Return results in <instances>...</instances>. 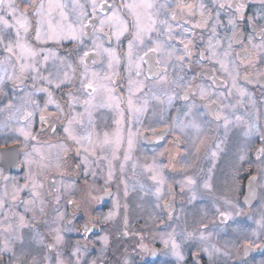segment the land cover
Wrapping results in <instances>:
<instances>
[{
    "label": "flooded vegetation",
    "instance_id": "obj_1",
    "mask_svg": "<svg viewBox=\"0 0 264 264\" xmlns=\"http://www.w3.org/2000/svg\"><path fill=\"white\" fill-rule=\"evenodd\" d=\"M54 2L70 3V0H54ZM129 2L139 3L144 0H129ZM189 2H195V0H189ZM247 2L249 6L245 10L246 16L239 24L245 37L253 32L248 17L257 13L260 6L259 0H247ZM99 3L100 0H97L98 6ZM17 5L20 10L25 7L22 0H17ZM68 11L71 12V9ZM127 18L131 19L130 16ZM180 18L185 17L181 14ZM72 19L74 20L75 17L73 16ZM199 19L200 16L197 15L191 22L195 23ZM66 23L70 24L72 20L66 21ZM193 35L197 41V47L194 49L196 60H199L198 54L204 52L209 46H212L213 51H216V46L222 43L223 48L219 49L220 57L213 56L212 52H209L206 58L208 62L197 63L194 60L189 64L185 61V68L190 69L186 73L187 80L198 85L208 86L211 84V80L201 73L203 71L211 72L217 81V84L212 85V89L217 95L223 94V105H220L219 99L216 100V104L222 109V115L235 121L237 116L243 118L251 109L255 114L256 122L252 120L247 122L255 123L259 129V125H262L260 121L261 123L264 121V81L259 79L258 74L264 73V62L258 65L251 62L246 67L242 61L236 60L235 53L240 52L241 47H248L247 40H245L240 47L233 44L231 49L233 55L228 58L232 61L231 63L225 61L224 66L220 64L214 66L211 61L223 58V52L227 50L229 43L228 36L231 33L225 34L221 31L218 40H212L208 30L203 33L197 31ZM187 42L185 40V43ZM113 44L118 54L122 55L127 49L128 39L122 38L119 45H116L115 42ZM41 47L51 49L60 56L76 58V53L72 51L75 45L67 40L58 45L49 43ZM249 50L253 55L255 54L254 49ZM140 54L142 55V52ZM3 58L4 56L0 55V59ZM95 59L98 61L94 66L95 70L102 77L108 75L109 73L105 71L106 61H103L100 56H96ZM126 63V61H122L121 65L115 69L119 76L112 75V79L118 81L114 87L115 98L122 100L119 108L115 106V99L111 106L109 105L107 93L103 89L96 93L90 113L85 110V97L83 96L72 108H68L67 93L75 91V89L70 86L61 88L53 86L51 91L59 104L63 106L64 111L58 113L53 105H49L46 111H36L29 121L32 135L36 137L34 141L25 144L22 142L23 138L17 139V133L11 129H0V154L7 153L11 157L8 159L5 155H0V193H3L6 187L9 193L14 186L25 189L26 184L27 188L20 193V201L29 199V193L32 190L39 193V198L34 205L30 206L27 217L31 226L23 230L26 236L25 247H17L15 254L10 252L0 256L2 264H17L14 255L19 256L23 260V264H30L33 256L37 257L39 264H56L57 257L62 261V264H83L85 252V258L89 259L87 254L89 252L90 256L92 255L91 257L95 259V256H98L100 235L104 234L105 230L112 238L114 235L110 226L112 221H106L100 217L109 211L115 191L113 186L100 190L99 184L104 180L113 181L115 175L118 180L129 179L130 173L127 166L131 164L145 165L147 166L146 171L150 168L162 169L166 183L163 187V199L157 200L156 196L152 194L154 191L153 181L148 173L150 182L142 184L141 192L144 193V198L142 201L139 200L142 203L139 211L141 220L136 222L135 219L131 221L121 219L117 222V227L121 229V238L125 241L124 248L127 249L126 259L129 264H176L175 258L167 254L168 250L153 234H156V230L165 228L171 232L175 230L177 234H179L180 228L197 227L200 230L203 227L200 221L205 216L207 219H204V224L208 226V229H212L211 225L219 223L218 219L216 223H213L214 219L212 218H218L219 213L216 212L214 217H211V213H214L216 208H222L226 194H231L233 200H236L237 211L242 213L243 220L234 227L231 225L227 234L216 239L220 245H223V249H230L234 260L240 257V263L236 264L248 261L254 263L264 255V252L260 254L258 249L253 248L246 254L243 244L236 245L235 243L237 239L235 230L242 229L257 244L264 240L262 239L260 242L256 240V235H252L255 225L252 221H248L252 218L250 216L256 210L259 199L245 204L250 180L253 177H258V165L264 160L261 153L257 152V149L261 147L259 135H245L243 129L246 128V123L244 125L236 124L229 132L231 144L235 149L231 164L227 166L228 161L224 157L227 150L226 140L216 158H211L210 153L216 150L214 144L218 141L208 134L209 124L212 129L216 128V122L209 114L207 107L210 101L201 100L197 93H192L186 100L174 98L171 104H168L166 100L161 104L153 97H164L165 93L172 95L173 92L179 97H184V88L174 84L170 86L169 84L162 85L158 81H148L143 76L140 77L142 81L140 87H143L144 91L140 92L136 87H133L130 92L128 87L129 72L126 70ZM237 64L240 66L237 67ZM49 66H51V62ZM7 68L9 72L12 71L10 65ZM0 74H3L2 71ZM178 74L185 75V73ZM194 74L199 78L194 80ZM234 78L237 81L236 88L232 86ZM131 79L135 81L136 77L132 75ZM169 80H172L171 75H169ZM103 82L102 80L97 81V84ZM38 86L48 87V85ZM241 88L246 93L245 95H240L239 89ZM28 89H32L31 80H27L25 84L18 87H14L11 82L7 83V95L0 97L3 100V103H0V109H4L10 99L23 97ZM33 98L41 108L44 107L45 93L35 92L33 89ZM129 99L134 105L148 100L149 110L137 118L135 114L128 111ZM190 106H194L193 110L205 126L202 135H198L192 129L186 130L183 135L171 130L178 127L181 121L191 118L185 116V112ZM250 106L252 108H249ZM8 115L7 111H0V121L6 120ZM41 115L47 117L48 121L42 123ZM66 117L75 118L70 126ZM117 121H120L119 125ZM49 122L52 127H49ZM13 123H16L17 127L22 126L16 121ZM149 125H152L151 129H149ZM66 127H70L71 132L77 137H86L91 133L93 143H89L87 139L82 141L83 147L88 149L87 152L81 148L77 153V148L81 146L75 144L72 145L70 153L65 152L64 149L67 145L72 144V141L67 139ZM53 128L56 129L55 132H53ZM118 128L122 135L119 148H116L115 145H106L101 148L95 144L98 137L103 139L104 133H109L111 136ZM129 131L132 133L131 149L128 146ZM157 133L164 135L158 138ZM26 154H28L27 159ZM238 154H244L245 159L240 161ZM66 156H69L70 159H65ZM114 156L115 158H113ZM125 156L128 158L125 159ZM82 162L84 163L82 164ZM81 164L82 166L77 167ZM194 164H198V166H194ZM110 173L111 179H109ZM5 178H7V184ZM186 178L195 182L192 185V191H195L197 198L191 202L189 199L192 191L187 188L182 191V184ZM209 179L211 187L205 189L204 182ZM33 181L42 187L33 189ZM169 186L173 187L170 189ZM257 191L259 192V188ZM70 201L72 203H69ZM169 202H171V208L164 210V205ZM232 202L234 203V201ZM157 204L160 207H157ZM131 207L133 206L131 205ZM41 208H43V212H40ZM23 211L24 206L21 204L17 207L16 212L23 213ZM169 212L174 215L170 217ZM8 215L11 216V213L9 212ZM9 222L0 217V229L8 227ZM137 226L138 230H136ZM107 228L111 229L108 231ZM10 235L11 233L0 231V241L8 239ZM57 235L61 238L59 244L56 243ZM142 245L154 250L156 255L142 252L140 250ZM49 246H52L51 251H49ZM184 247H187L186 258L182 264H209L198 252L191 250L189 246ZM77 251L79 252L78 256L73 254ZM21 253H27V256H21ZM96 264L98 263L96 262ZM216 264H224V261L221 260ZM227 264L235 263L229 261Z\"/></svg>",
    "mask_w": 264,
    "mask_h": 264
},
{
    "label": "snow or ice",
    "instance_id": "obj_2",
    "mask_svg": "<svg viewBox=\"0 0 264 264\" xmlns=\"http://www.w3.org/2000/svg\"><path fill=\"white\" fill-rule=\"evenodd\" d=\"M22 3L25 7L20 10L17 0H0V55L4 56L3 59H0V71L3 73L0 74V97L7 95L6 89L9 82L14 87H18L25 84L27 80H31L32 89H28L23 97L10 99L5 108L0 109V111L9 113L6 120L0 121V129H11L17 133V139L23 138L22 142L25 144L34 141L36 137L32 135L29 126V121L34 113L36 111H46L49 105L55 106L58 113L64 111L63 106L59 104L51 91L53 86L55 88L70 86L75 89V91L67 93L69 97L66 102L68 108H72L83 96L85 97V110L90 113L92 101L101 89L107 93L109 105L111 106L115 99V106L119 108L122 100L115 98L114 87L118 81L113 80L112 75L119 76L115 69L121 65L122 61H126L125 67L129 72L128 87L130 92L133 87H136L140 92L144 91V88L140 87L142 83L140 77L143 76L148 81H158L162 85L169 84L170 86L174 84L177 87L184 88V97H179L175 92L172 95L165 93L164 97L154 96L153 99L159 100L161 104L165 103V100L168 104H171L174 98L186 100L188 95L192 93H197L201 100L207 99L210 101L207 107L209 114L213 116L216 122V128L212 129L209 124L208 134L218 141L214 144L216 150L210 153L211 158H216L233 126L245 123L246 128L243 129L245 135H259L261 147L257 149V152L264 157V128L258 129L255 123L242 121L239 116L233 121L226 115H222V109L216 104V100L219 99L220 105H223V94L217 95L212 89V85L217 84L214 75L209 71H203L201 75L210 79L211 84L208 86L198 85L187 80L186 73L190 69H186L184 66L185 61L191 64L196 60L194 49L197 47V41L193 33L197 31L203 33L205 30L210 32L212 40H218L221 31L225 34L231 33L228 36L229 43L227 50L223 52V58L211 61L214 66L216 64L224 66L225 61L231 63L232 61L228 58L233 55L231 51L233 44L240 47L245 40H247L248 47H241V51L235 53L236 60L242 61L246 67L251 62H255L257 65L264 62V0H259L258 12L248 17L253 32L249 33L247 37L239 28L240 21L245 18V10L249 6L247 0H195V2H189V0H144V2L139 3L129 2V0H111V2L100 0L99 6L97 0H84V2L70 0V3H57L54 0H47V2L45 0H22ZM69 9H71V12L68 11ZM181 14L185 18L181 19ZM197 15L200 16V19L192 23L191 20ZM73 16L75 17L74 20L72 19ZM128 16L131 19H128ZM69 20H72V23H66ZM122 38L128 39V44L126 51L120 55L113 42L119 45ZM65 40L75 45L72 50L76 53L75 59L72 56H60L51 49L41 47L49 43L58 45ZM185 40L188 42L185 43ZM216 47V51H213L212 46H209L204 52H200L198 54L199 60H196V62H208L206 58L209 52H212L213 56L220 57L219 49L223 48V44L221 43ZM249 49H254L255 54L253 55ZM96 56H100L103 61H106L105 71L109 73L108 75L102 77L95 70L94 66L98 63L95 59ZM50 62L51 66H49ZM8 65L12 68L11 72L8 71ZM239 66L237 64V67ZM45 73L47 74L45 75ZM178 73H185V75H179ZM132 75L136 77L135 81L131 79ZM169 75L172 76V80H169ZM258 75L259 79L264 81V73ZM198 78L194 74L193 79ZM101 80L104 82L97 84V81ZM38 85H48V87ZM232 86L233 88L237 87L235 78ZM33 89L35 92L45 93L46 100L43 108L33 98ZM239 92L240 95L246 94L242 88L239 89ZM213 97H216V99H213ZM0 103H3L2 99H0ZM193 108L194 106H190L185 112V116L191 118L181 121L178 127L171 129L172 131L183 135L186 130L192 129L198 135L203 134L205 126L199 120ZM148 110V100H144L139 105H134L129 99L128 111L135 114L137 118ZM66 118L69 126L75 120L74 117ZM40 119L42 123L48 121V118L43 115ZM13 121L22 124V126L17 127ZM117 124L119 125L120 121H117ZM49 127H52L50 122ZM151 127L152 125H149V129ZM55 130L53 128V132ZM65 132L68 133L67 139L72 141V144H68L64 149L66 153L72 151L73 144L81 146L77 148V153L80 152L81 148L87 152L88 149L84 148L82 144L85 139L89 140V143H93L91 133L86 137H77L71 132L70 127H66ZM156 135L159 138L164 134L157 133ZM131 137L132 133L129 131V149L132 147ZM121 141L122 135L118 128L111 136L109 133H104L103 139L98 137L95 144L101 148L106 145H115L116 148H119ZM0 155H5L6 158L11 159L7 153ZM27 158L28 154H26ZM127 158L125 156V159ZM65 159H70V157L66 156ZM238 159L243 161L245 155L238 154ZM82 164L77 167L82 166ZM121 168H123V165H121ZM148 171L153 181L154 191L152 194L156 196L157 200H162L163 187L166 183L163 170L150 168ZM262 178L264 177H253L250 180L245 204H250L254 199L264 196ZM109 179H111V173ZM7 182V178H5V183L7 184ZM194 183L191 179H185L182 184V191L184 188L192 191ZM203 186L205 189H210V179L206 180ZM32 187L36 189L42 187V185H37L33 181ZM141 187L143 188V186ZM171 187L173 186H169L170 189ZM26 188L27 184L25 185ZM257 188H259V192ZM25 189L14 186L11 193H9L6 187L3 193H0V217L10 221L8 227L0 229V231L11 233L8 239L0 241V256L10 252L15 254L17 247L23 248L26 245V236L23 230L31 226L27 217L30 206L37 202L39 193L32 190L29 193V199L20 201V193ZM124 194L125 196L128 195L127 187ZM196 198L195 191H192L189 202L196 200ZM100 199L103 198L100 197ZM21 204L24 206V211L23 213H17L16 209ZM226 204L228 205L226 209H215L219 216L213 220V223H216V219H218L217 227L224 229L230 228L233 217L241 214L232 211L233 205L230 202L226 201ZM171 206V202L165 204L164 210L170 209ZM157 207H160V205L157 204ZM9 212L11 216L8 215ZM40 212H43V208L40 209ZM168 214L170 217L174 215L172 212ZM112 215L113 213H110L108 218H111ZM204 219H207V217L205 216L200 221L203 225L200 229L199 238L201 241L208 240L210 235H205V233H208V226L204 224ZM255 223L259 225L261 234L264 235V212H261L260 219L256 220ZM235 231L237 235L235 243L236 245L243 244L246 254L253 248L264 247V240L257 244L242 229H236ZM255 234V232L252 233V235ZM191 238H193L192 233L177 234L173 230L162 238L161 242L164 248L168 250L167 254L175 258L176 264H181L183 261L182 244ZM60 239V236L57 235V244L60 243ZM104 242L107 243V237H104ZM51 250L52 246H49V251ZM140 250L147 252L149 255H156L154 250L143 245ZM199 251L208 254L210 264H216L218 255H231L227 248L221 250L215 245L211 247L201 245ZM73 254L78 256L79 252ZM21 256L26 257L27 253H21ZM14 259L17 264H23V260L19 256L14 255ZM0 264H2V260H0ZM30 264H39L37 257L33 256ZM56 264H62L59 257L56 259ZM123 264H129V261L125 259Z\"/></svg>",
    "mask_w": 264,
    "mask_h": 264
},
{
    "label": "rangeland",
    "instance_id": "obj_3",
    "mask_svg": "<svg viewBox=\"0 0 264 264\" xmlns=\"http://www.w3.org/2000/svg\"><path fill=\"white\" fill-rule=\"evenodd\" d=\"M249 108H252V106H250ZM242 120L245 122H247L248 120H252V121L256 122L255 121V114L253 113V110H251V109L248 110V112L242 118ZM260 124H262V125L261 126L259 125V128H264V121L262 123L260 121ZM225 145L227 146V150H226L224 157L227 158V161H228L227 166H229V164H231V161L233 160L234 153H235V149L233 148V146L231 144V139H230L229 133H228V138L226 139ZM225 164H226V161H225ZM194 166H198V164H194ZM146 167L147 166H145V165L141 166L140 164H137V165L131 164V165L127 166L128 172L130 173L129 179L126 178L124 180H118L116 175H115V179L113 181L109 182L107 180H104V181L100 182V184H99L100 190L103 188L109 187V186H113V190L115 191V197H114V200L111 204L109 211L107 213H103L102 216L100 217L103 220L112 221V223L110 224L112 229L111 228H107V229H108V231L110 229L112 231H114V235L112 238L111 235H108L107 230H105L106 232L104 234L100 235L99 240H98L99 241L98 256L96 255L95 259H94L93 257H91L92 255L90 256V253L87 252V254L89 255L88 256L89 259H87L84 257L86 255V252H85L83 254V258H84V260L82 261L83 264H96V262L98 264H123L124 260L126 259V254H127L126 250L127 249L124 248L125 247V241L121 238V229H120V227H117V222H118V220H121V219L122 220L126 219V221H131L132 219H135L136 222H137V220H141L139 218V213H140L139 211L142 207V203H140V202L142 201V198H144V193L141 192V188H142L141 186L144 183L149 184V182H150V179L148 177L149 171H146ZM257 173H258V177H264V160H263V162L259 163ZM261 183H264V178L261 179ZM126 187H127V192H128L127 196H125V194H124ZM233 199L234 198L231 196V194H229V195L226 194L225 203H223V206L221 209H226L228 207V205L226 204V201H227L233 205L232 211L234 213L239 212V211H237V206H236L237 204H235L236 200H233ZM139 200H141V201L139 202ZM232 201H234V203ZM131 205L133 207H131ZM261 212H264V196H261L259 198L256 210H254L252 216H250L252 218H250L248 220V221H252L253 224L255 225L254 226V232L256 233L255 234L256 240L258 242H260L262 239H264V235L261 234V230L259 228V225H257L255 223L256 220L260 219ZM110 213H113V215L111 216V218H108ZM215 213L216 212L211 213V217H214ZM212 219H215V218H212ZM242 220H243V215L241 213L240 215L233 217L231 225L234 227V226L238 225ZM216 222H217V219H216ZM217 223L211 225L212 229H208V233H205V235L210 234L209 239L206 241L200 240V238H199L200 237V230L197 227L192 228V229H190V228H188V229L180 228L179 229V234L185 233V232L193 234V238L184 241L182 244L183 261H184V258H186L185 251L187 248L184 246H189L191 248V250L198 252L202 257H204L206 259L207 263H209V264H210L209 256L206 252L199 251L200 246L204 245L205 247H211V246L215 245L216 247L223 250V245H220L219 241L216 238L221 237L223 234H227L231 228L230 229L229 228L224 229L222 227H217ZM126 228H128V227H126ZM128 229H126V230L128 231ZM138 229H139V227L137 226L136 230H138ZM166 230H167V228L161 229V230H156V234H153V235H155L158 240H161L162 238L166 237L168 233L171 232L170 230H167V231ZM117 234H119V237H117ZM104 237H107V243L104 242ZM110 238H112V240H110ZM109 248H110V251H109ZM228 251L230 252V249H228ZM221 260L224 261V264H227L229 261H231L232 263H235V264L240 263V257L237 258V260H234L233 257L231 255H228V254L218 255L216 258V263L221 261ZM182 262H181V264H182ZM242 264H264V255L262 257L258 258V260L255 261L254 263H250L248 261V262H242Z\"/></svg>",
    "mask_w": 264,
    "mask_h": 264
},
{
    "label": "water",
    "instance_id": "obj_4",
    "mask_svg": "<svg viewBox=\"0 0 264 264\" xmlns=\"http://www.w3.org/2000/svg\"><path fill=\"white\" fill-rule=\"evenodd\" d=\"M106 198H107V196H106ZM106 198H105V199H106ZM246 198H247V197H245V200H246ZM254 200H255V199H254ZM254 200H253V201H254ZM253 201H252V202H253ZM258 251H259L260 254H262V253L264 252V247L259 248Z\"/></svg>",
    "mask_w": 264,
    "mask_h": 264
}]
</instances>
